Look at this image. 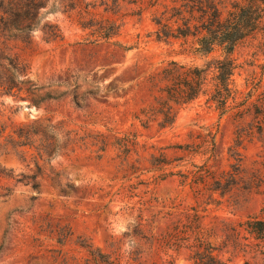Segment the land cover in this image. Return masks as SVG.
Instances as JSON below:
<instances>
[{
  "label": "rangeland",
  "instance_id": "obj_1",
  "mask_svg": "<svg viewBox=\"0 0 264 264\" xmlns=\"http://www.w3.org/2000/svg\"><path fill=\"white\" fill-rule=\"evenodd\" d=\"M135 1L93 10L94 19L119 26L110 42L121 47L93 42L66 14L42 21L60 28V40L44 42L32 32V46L23 52L28 79L38 94L55 99L28 105L3 96L4 117L20 124L51 117L91 134L133 135L135 145L125 161L117 147L97 157L76 150L75 158H53L36 175L35 189L15 181L35 174L30 153L0 155V168L10 172L0 177V264H102L104 256L120 264H191L187 251L151 240L191 210L224 264H264V244L255 246L240 226L249 217L264 221V33L232 51L236 96L228 110L221 114L209 100L214 82L208 69L205 94L174 106L170 127L160 128L155 117L142 126L135 118L143 120L140 111L154 107L155 91L169 84L160 75L169 62L205 68L220 54L193 55L190 37L157 41L151 19L162 8ZM211 1L223 16L235 0Z\"/></svg>",
  "mask_w": 264,
  "mask_h": 264
},
{
  "label": "trees",
  "instance_id": "obj_2",
  "mask_svg": "<svg viewBox=\"0 0 264 264\" xmlns=\"http://www.w3.org/2000/svg\"><path fill=\"white\" fill-rule=\"evenodd\" d=\"M120 1L122 0H0V98L10 96L26 99L28 105L55 99L48 93L38 94L39 90L28 79L29 65L23 57V52L32 46L31 34L35 30L41 33L44 42L61 39V31L57 25L42 22L48 14H66L81 31H89L87 34L92 37L93 42L103 41L121 47L116 41L110 42L117 36L119 26L106 19L93 18L96 7L110 12L119 6ZM133 3L136 1L133 0ZM146 3L149 8H162L160 17L151 19L156 27L154 35L157 41L190 37L193 40V55L206 57L215 50L220 55L205 64V68H184L175 62H169L167 68L160 72L161 77L169 84L155 91L157 96L153 98L154 107L148 111H140L143 120L135 119L144 126L151 117H155L160 120V128L170 127L175 118L174 106L179 107L205 94V73L208 69L213 72L214 82L209 100L221 114L224 113L228 110L227 102H233L236 96L231 88V78L237 67L231 57L232 51L241 40L258 32L264 33V0H235L230 3L223 16L211 0H146ZM260 69L263 73L264 64ZM75 105L77 106L76 103ZM1 107L0 102V155L13 153L24 158L30 153L34 160L35 174L17 175L15 181L30 183L32 189L37 187L35 177L42 175L43 164L53 158H75L76 150L95 154L94 157H97V153L104 152L109 147H117L120 158L123 157L122 161H125L130 148L135 145L133 135L125 134L117 138L115 134L109 133L91 134L70 129L63 121H53L51 117L35 119L25 124L16 123L4 117ZM259 114L264 119V107ZM176 148L180 149V146ZM158 163L160 166L165 165L163 160ZM0 177L10 178V172L0 168ZM8 193L9 190L4 189V196ZM191 211L178 218V224L169 232L151 236V240L158 246H165L173 251H187L191 264H224L213 254L214 249L203 238L200 217L196 211ZM240 226L256 241L255 246L264 244V221L249 217ZM86 251L94 261L92 253ZM100 263L120 264V260H112L110 257L105 259L104 256Z\"/></svg>",
  "mask_w": 264,
  "mask_h": 264
}]
</instances>
